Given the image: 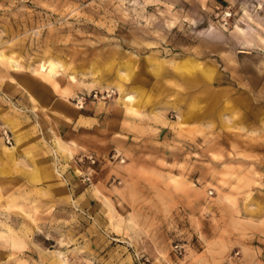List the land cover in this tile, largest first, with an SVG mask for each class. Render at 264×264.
Segmentation results:
<instances>
[{
	"label": "rangeland",
	"instance_id": "rangeland-1",
	"mask_svg": "<svg viewBox=\"0 0 264 264\" xmlns=\"http://www.w3.org/2000/svg\"><path fill=\"white\" fill-rule=\"evenodd\" d=\"M0 121V264H264V0H0Z\"/></svg>",
	"mask_w": 264,
	"mask_h": 264
},
{
	"label": "built area",
	"instance_id": "built-area-1",
	"mask_svg": "<svg viewBox=\"0 0 264 264\" xmlns=\"http://www.w3.org/2000/svg\"><path fill=\"white\" fill-rule=\"evenodd\" d=\"M227 22V19L225 20ZM117 90L115 88L106 89H93L88 94H80L76 97V106L79 109H84L89 102H107L117 95ZM0 136L7 145H13L14 135L12 130L0 121ZM112 161L120 164L125 163L126 158L124 154L117 149L111 150L107 155V160L104 157H100L94 152L84 151L80 153L77 157V163L80 164V177L82 181L86 184H92L95 174H97L96 167L99 165L100 161ZM111 185H121L122 179L115 173L110 175ZM176 249L181 250L182 247L176 245Z\"/></svg>",
	"mask_w": 264,
	"mask_h": 264
},
{
	"label": "bare ground",
	"instance_id": "bare-ground-1",
	"mask_svg": "<svg viewBox=\"0 0 264 264\" xmlns=\"http://www.w3.org/2000/svg\"><path fill=\"white\" fill-rule=\"evenodd\" d=\"M186 65L190 66L189 68L192 69V67H191V63H190L189 61L186 63ZM54 66H55V63H53V64L51 65V67H50V69H49V72H52V70L54 69ZM53 75H54V74H53ZM117 88L121 91L120 86L117 85ZM139 100H140V99H139ZM7 123H8V125L11 126V128L13 129V132H14L15 136L17 137V132L14 130V125H13L10 121H8V120H7ZM6 126H7V125H6ZM0 140L3 141V139H2L1 136H0ZM3 142H4V141H3ZM4 143H5V142H4ZM5 144H6V143H5ZM0 147H6V145H3V144L1 143V141H0ZM7 149H9V148H7Z\"/></svg>",
	"mask_w": 264,
	"mask_h": 264
},
{
	"label": "crops",
	"instance_id": "crops-1",
	"mask_svg": "<svg viewBox=\"0 0 264 264\" xmlns=\"http://www.w3.org/2000/svg\"><path fill=\"white\" fill-rule=\"evenodd\" d=\"M41 101L44 102V100L40 97ZM50 105H52L51 102H49L48 106L47 107H50ZM72 114V111L70 112Z\"/></svg>",
	"mask_w": 264,
	"mask_h": 264
}]
</instances>
